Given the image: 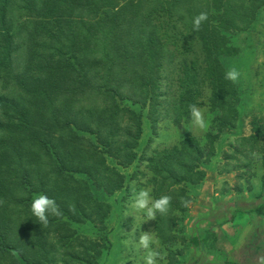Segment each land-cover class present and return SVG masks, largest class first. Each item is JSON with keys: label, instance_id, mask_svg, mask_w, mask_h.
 I'll return each instance as SVG.
<instances>
[{"label": "trees", "instance_id": "trees-1", "mask_svg": "<svg viewBox=\"0 0 264 264\" xmlns=\"http://www.w3.org/2000/svg\"><path fill=\"white\" fill-rule=\"evenodd\" d=\"M262 7L264 0H0V264H98L104 243L77 235L71 223L92 216L106 228L112 207L94 188L113 195L124 186L109 157L124 166L138 158L143 121L124 102L150 108L155 124L170 117L183 127L190 106L207 99L214 116L205 136L188 132L146 160L153 198L171 197L153 223L166 264H188L168 246L191 200L184 185L204 179L201 165L238 125L240 94L223 61L232 55L229 37L247 31ZM201 12L208 19L193 30ZM224 159L225 172L248 170L249 190L260 163L261 198L264 125ZM40 194L59 209L46 225L31 212ZM217 240L207 229L188 249L202 244L195 252L208 253Z\"/></svg>", "mask_w": 264, "mask_h": 264}, {"label": "rangeland", "instance_id": "rangeland-1", "mask_svg": "<svg viewBox=\"0 0 264 264\" xmlns=\"http://www.w3.org/2000/svg\"><path fill=\"white\" fill-rule=\"evenodd\" d=\"M229 38L231 43L229 52L232 55L226 57L223 62L227 70L236 68L240 72L238 80L234 82L240 94L237 104L239 122L235 129L226 131L216 142V156L201 165V169L205 172L204 179L198 184L187 183L184 185L185 189H188L191 200L187 205L186 213L178 214V221L174 227L177 236L176 245L168 246L172 251H182L180 253L183 254V259L187 257L188 264H227L228 262L264 264V210L252 224L247 222L248 224L243 226V222L236 220L234 221L235 225L229 226V231L227 227L225 230L220 229V241L216 242L217 250L210 249L208 253L200 255L195 250L205 249L204 245L193 246L192 250L188 249L191 237L203 234L207 229L215 232L216 228L225 224L223 222L225 214L233 211L228 207L224 208L225 204L232 200V196L229 198L230 191L233 190L239 195L237 199L243 197L254 202L257 199L253 198L262 190L259 177L263 169L259 162L255 163V165H259V167H255V171L258 170L257 176L255 174L256 177L251 179V186L255 187L253 190H249L247 169L225 172L223 165L226 162L224 154L230 152L237 145V140L240 137L250 136L254 133V127L264 125V7L259 10L257 19L247 31L237 32ZM166 90L167 86L164 84L163 91ZM205 101L207 105L201 109L204 110L209 127L214 114L210 108L211 104L207 102V99ZM128 102H124V105L135 110L142 117L143 134L136 150L138 158L131 165H118L117 160L111 159L107 154L108 163L110 166L118 168L124 175L125 182L122 189L113 195L94 188L96 197L102 202L109 203L112 207L105 220L106 228L101 230L100 225L102 224L94 222L92 216L85 219L84 222H72L71 225L77 235L104 243L107 249L98 264H143L144 250L138 244L139 238L143 234L152 235L155 240L153 247L165 254V260L161 264H166L169 253L164 249L166 244L157 239L154 233V219L129 208L132 190L153 189V184L148 183L153 173L148 168L146 160L150 158L154 150L172 147L191 131L198 138H203L208 127L198 129L191 123L183 127H172L174 123L170 117L159 119L155 124L149 118L150 108ZM238 186L244 191L238 192L236 190ZM220 203L221 205H219ZM239 204L238 207H244L241 203ZM244 227L248 228L244 231ZM238 231L245 232L246 239H248L246 240L247 246L242 244L244 240H237L236 246H233L235 251L226 252L224 250L225 243L233 233L236 234Z\"/></svg>", "mask_w": 264, "mask_h": 264}, {"label": "clouds", "instance_id": "clouds-1", "mask_svg": "<svg viewBox=\"0 0 264 264\" xmlns=\"http://www.w3.org/2000/svg\"><path fill=\"white\" fill-rule=\"evenodd\" d=\"M208 19L207 12H201L192 19L193 30L198 31L205 21ZM240 72L236 68H232L225 73V79L229 81H237ZM190 123L198 129H206L208 123L205 119L204 110L196 105L189 108ZM129 208L134 212L144 213L148 218H155L157 213L165 214L169 210L171 197L164 195L158 199L152 196L151 188H142L140 190H132ZM187 206V205H185ZM31 212L42 224H48L50 215H58L59 209L55 200L44 194L35 197L31 202ZM139 246L144 250L143 264H161L165 260V254L157 251L153 245L155 240L151 234H143L138 241Z\"/></svg>", "mask_w": 264, "mask_h": 264}, {"label": "crops", "instance_id": "crops-1", "mask_svg": "<svg viewBox=\"0 0 264 264\" xmlns=\"http://www.w3.org/2000/svg\"><path fill=\"white\" fill-rule=\"evenodd\" d=\"M230 194L231 195H229V198L232 196V200L229 201L227 204H225L224 208L225 207H228V209H233V211H229L230 212L229 214H225L224 221H223V222H225V224H223L222 226H220V227H218V228L215 229V233L218 236V243L220 241V239H219L220 238V234H219L220 233V229L221 230H225L226 227H227L228 228L227 230L229 231L231 225L232 224L233 225L236 224L234 222L236 220H240L241 222H243V226L246 225L247 222L250 223V224H252V222L257 219L256 217L259 216L260 213L262 212V210L261 211L259 210V211H255V212L252 211L251 214H246V213L241 214V213H239V211L242 210L243 212H247V211H250V210L257 209V208H259V207H261V206L264 205V200H263L264 198H263V196L261 198H259V199H257V198L254 197L253 199H257V200H255L254 202L253 201L250 202L249 199H244L243 197H241L240 199H237V197L239 195H237L235 193V191H233V190L230 191ZM246 197L248 198L247 195H246ZM249 198H250V196H249ZM239 203H241L244 207L243 208L238 207L240 205ZM219 205H221V203ZM247 228L248 227H244V231ZM244 231H238V233H236V234L233 233L231 235V237H229V240L225 243L226 246L224 247V250L226 252L231 253V252L235 251L233 246H236L235 243L237 242V240L238 241L239 240L240 241L244 240L242 244L243 245L244 244L246 245V240H248V239H246L247 236H246V234H245Z\"/></svg>", "mask_w": 264, "mask_h": 264}]
</instances>
